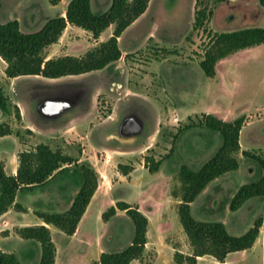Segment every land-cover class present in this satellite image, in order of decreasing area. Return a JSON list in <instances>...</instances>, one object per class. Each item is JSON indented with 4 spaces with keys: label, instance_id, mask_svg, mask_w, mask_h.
I'll list each match as a JSON object with an SVG mask.
<instances>
[{
    "label": "rangeland",
    "instance_id": "1",
    "mask_svg": "<svg viewBox=\"0 0 264 264\" xmlns=\"http://www.w3.org/2000/svg\"><path fill=\"white\" fill-rule=\"evenodd\" d=\"M31 2L39 3L38 15L24 14ZM110 2L93 0V11H106ZM63 7L53 6L49 0H0V22L17 20L23 32H33L56 17ZM196 9L205 10L207 15L201 25H195ZM244 27H264V5L260 0H150L146 12L120 37V49L129 51L122 58L100 71L65 77L49 85L29 77L20 79L14 97L26 106L24 122L21 115L19 120L15 117L18 107L10 103L0 82L7 104L12 106L14 123L34 125L36 137L29 129L16 134L23 149L45 141L66 154L84 151L87 159L77 164H88L98 174L97 190L77 236L72 240L59 229L49 227L58 264H90L101 247L119 248L131 242L134 226L130 217L117 210L118 214L107 221L101 218L118 200L135 202L149 219L147 264L156 249L164 262L171 259L173 248L187 250L176 211L181 195L178 169L182 164L198 167L220 141L217 133L198 126L185 127L204 114L225 121L244 117L240 150L236 153L239 166L211 181L191 203V213L199 220L223 222L231 235L244 234L256 218L262 217L254 245L230 253L226 264H264V196L248 199L238 210L229 209L238 188L261 173L252 155L264 159V43L221 59L214 77H207L199 66L210 37ZM110 30H105L104 41ZM91 41L83 31L65 32L63 50L80 53L86 48V52ZM56 52L52 48L45 54ZM37 86V99L43 95L57 99L65 94L79 96L83 104L76 112H69L74 108L71 104L45 117L33 112L27 102L26 87ZM43 90L49 91L39 94ZM79 111L84 112V119L74 118ZM2 123L10 126L7 121ZM46 123L50 126L47 131L42 130ZM178 129L182 131L172 145ZM146 158L161 160L156 172H149ZM10 163L16 165L15 161ZM120 164L130 168L128 175L120 172ZM63 168L45 185L18 193L17 201L28 208L27 213L12 211L0 219V246L14 252L24 263L38 261L41 249L37 242L20 238L17 226L35 223L36 210H66L79 188L75 165ZM156 264H162V260ZM200 264L220 262L204 257Z\"/></svg>",
    "mask_w": 264,
    "mask_h": 264
},
{
    "label": "trees",
    "instance_id": "2",
    "mask_svg": "<svg viewBox=\"0 0 264 264\" xmlns=\"http://www.w3.org/2000/svg\"><path fill=\"white\" fill-rule=\"evenodd\" d=\"M49 1L55 5L60 0ZM149 2L150 0H111L106 11L97 13L92 10L91 0H70L65 16L49 18L40 29L33 32H23L17 20L0 22V58L6 63L4 72L7 77L39 75L56 79L103 69L121 57L119 37L146 11ZM260 4L264 5V0H260ZM211 14L212 12H209L208 15ZM206 16L205 10L196 9L195 25H201ZM68 23L89 31L94 39H98L110 25H113V31L107 40L99 42L82 55L67 54L46 59L45 49L58 41ZM263 43L264 27H244L218 32L209 38L199 66L207 77H214L216 64L221 59L236 51ZM15 109V117L19 120L20 113L18 108ZM0 110L4 113L8 112L7 97L1 88ZM243 123V116L225 121L212 114H204L197 122L185 126L186 128L198 126L217 133L220 141L209 158L201 162L198 167L182 164L178 169L181 195L177 205V215L192 248L190 255H184L177 250L174 252L173 259L178 264H198L197 257L204 255L223 263L228 254L250 249L259 235L262 217L256 218L244 234L231 235L223 222L199 220L191 213V203L211 181L238 169L236 153L240 150L239 135ZM180 131L182 129H178L173 135L172 145ZM11 133L8 124L0 123V137ZM243 153L247 155V152ZM252 157L258 162L261 173L256 180L238 188L229 202L231 211L238 210L252 197L264 196V159L256 155ZM76 161L61 150H54L43 143L17 154L15 174H7L4 162L0 160V216L11 207L16 211H25V208L15 201L19 192L33 191L34 188L45 185L60 175L65 165L74 164L76 167L79 188L69 207L62 212L36 210L34 214L44 224L16 228L20 238L35 241L40 245L41 253L36 264L55 263L56 246L50 229L45 224L54 226L66 235H73L97 189V172L88 164L78 165ZM146 163L149 172L154 173L158 170L161 160L146 158ZM118 167L123 175L129 174L130 168L121 164ZM117 210L124 211L133 222L134 234L131 242L121 250L101 252L99 258L91 264H131L133 260L143 259L148 218L137 207L123 200L116 201L101 214V218L107 221L116 214ZM0 264L27 263H24L14 252H4L0 249Z\"/></svg>",
    "mask_w": 264,
    "mask_h": 264
},
{
    "label": "crops",
    "instance_id": "3",
    "mask_svg": "<svg viewBox=\"0 0 264 264\" xmlns=\"http://www.w3.org/2000/svg\"><path fill=\"white\" fill-rule=\"evenodd\" d=\"M69 1L70 0H66L64 2V4H63V0H60L59 3H57L55 5L52 4L53 6H58V5H63L64 6L63 9L60 10V13L57 16H60V15L65 16V10H66V7H67V4H68ZM195 1L196 0H194V3H195ZM38 6H39V3L38 2H31L24 9V14L25 13H28L29 15H38L39 14V10L37 9ZM91 7H92V10H93V0H91ZM148 7H149V4H148ZM148 7H147V9H148ZM138 19H136L133 23H135ZM112 27H113V25H110L108 28L105 29V30L111 29L110 30V33H109V36L111 35V33L113 31V28ZM105 30L101 33V35L99 36L98 39H94V38H92V34L89 31H86V30H84V29H82L80 27H77L75 25H71V24L68 23L66 25V28L62 32V35L58 39V41L56 43H53V44L49 45L45 49V51H47V50H51L52 48L53 49L55 48V49H57L58 52H56L54 54H51V53L50 54L49 53L46 54V59H48V58H54V57H58V56H63V55H67V54L68 55L78 56V55H82V54L85 53V49L86 48L84 49V52L82 51L80 53H71V52L66 51L65 49L63 50V48H65V45H64V43H65L64 42L65 32H68V33H79V31H83V33L87 34V36L92 39L90 45H91V47H93V46L97 45L99 42L104 41L103 34H104ZM120 37H119L118 40H120ZM121 52H122V55H121L120 58H122L129 51L121 50ZM5 67H6V63L0 58V82L2 84V89L5 92V95L8 96L9 99L11 100L10 103H13L12 105H16L18 107V109L20 111L19 113L21 115L22 122L25 121L26 106H24L23 102H21L20 99L14 97L16 95V93H15L16 92L15 91V87L18 86L17 84L19 83L20 79L29 77V78L37 79V81H43L44 84L49 85V83H51V81H60V79H64L65 77L79 76V75H70V76H64V77H60V78H56V79H48V78H44V77L39 76V75H35V76H33V75H27V76L7 77L6 74H5V72H4ZM100 70H102V69H100ZM100 70H96V71H100ZM91 72H95V71H91ZM91 72H88V73H91ZM84 74H86V73H84ZM80 75H82V74H80ZM36 89H38V86L35 87V88H33V87H31V88L30 87H26V91H28V95H29V99H28L27 102H28V105L30 106V108L33 110V112L36 113V111H37V112L43 114L45 117L51 116L53 113H57L58 110H60L62 108H66L67 106H69L71 104L74 106V108L73 109H70L69 112L70 113L71 112H76V111H78V109L81 108V106L83 104L82 101H81V98L79 96L77 98V97H71V96L65 95V94H61L62 96L61 97L59 96V98H57V99H53L52 97L47 96V95H43L41 99H37L35 96H38L37 95L38 92H37L36 95L34 94V92H36ZM47 91H49V90H43L41 93L39 92V94H47ZM30 94L32 96H30ZM11 108H12L11 104L10 105L8 104V112L4 113V112H2L0 110V123H2L3 121L4 122L7 121V123L10 124V128L12 129V133L11 134L4 135V136L0 137V160L4 162V164H5V167L4 168H5V171H6L7 174H15L16 173V169H17V154L20 151L32 149L33 147H35L39 143L47 144L45 141L35 142V143L32 144V147H30L29 149H26V148L23 149L22 148V145H21V142L19 140L20 139V136H17L16 135L17 132H19L20 135H21V132H22L23 129H29L30 131H32L33 136L36 137L37 134H36V132H35V130L33 128L34 125L32 123H25L23 125L17 126L14 123V121H13V115L14 114L12 113ZM83 116H84V112L83 111H79V113H76V115H75L74 118L75 119L77 118V120H78L79 118L81 119V117H83ZM6 117H8L10 119V121H9V119L8 120H5ZM84 118L85 117H83V119ZM116 125L118 126V124H116ZM116 125H114L113 127L114 128L117 127ZM43 126L44 127L42 128V130H46L47 131V129L50 128V126L47 123L45 125H43ZM109 134L111 135L113 133H109ZM83 153H84V151H82V153H80L78 155H74V154H71V153H68V155L71 156L72 158L76 159L77 160L76 162L79 163L80 161H82L84 159H87V158L83 157ZM13 161L16 162V165L15 164H12V163L9 164V162H13ZM9 169H10V171H9ZM94 195H95V193H94ZM94 195H93V197H94ZM17 196H18V194L16 195L15 201L16 202H19V201H17ZM93 197H92V199H93ZM92 199H91L89 205L87 206L86 211L83 214L80 222L78 223V226L76 228V231L74 232L73 235H70V236L68 235V237L70 239L73 240L77 236V233L79 232V225H80L81 221L83 220V218L85 217V214H86V212H87V210H88V208H89V206H90V204L92 202ZM123 201H125V200H123ZM125 202H127V201H125ZM19 203L25 208V211L24 212L16 211V210H14L11 207L10 209H8V211H6L5 213H3L0 216V219L1 218H4L5 216H8L12 211L13 212H16V213H19V214H22V215L25 214V213H27V211H28L27 209L28 208L24 204H22L21 202H19ZM127 203L130 204V205H132L133 207H136V203L135 202H127ZM137 208L140 210L139 207H137ZM121 212L125 213L124 211H121ZM117 214L118 213L116 212L115 215H117ZM18 217L20 218L21 221L23 220V218L21 216H18ZM36 218H37V221L35 223H33L32 225L44 224V222L40 218H38L37 216H36ZM45 225L48 228L50 226H52V225H48V224H45ZM23 226H28V225L27 224H23ZM17 227H22V226L18 225ZM148 228H149V219H148V227H147V233H146L147 242L145 244L143 259H142V261L133 260L131 262V264H147L146 263L147 254L149 253L148 252ZM6 229L8 230L9 228H6ZM185 237H186V235H185ZM126 246L119 247V248H111V249H106L104 247H101V249L98 250V253L96 254L95 259H92L90 261V264H91L92 261L97 260L99 258V255H100L101 252H103V251H107V252L118 251V250L123 249ZM186 247H187V250L185 252L183 250L178 249V248H173V249H174V252L177 250V251L183 253L184 255H190L192 253V248L189 245V242H188L187 237H186ZM0 249L2 251H4V252H8V251L3 250V248L1 246H0ZM155 251H156V253L154 254L153 259H150L148 261V264H156L158 262V260H162V264H178L173 259L174 252H171V259L168 262H164L163 259H162V256H161L160 252H158V249H156ZM229 255L230 254L227 255V257L225 259V262H223V263L220 262V264H226L228 262ZM204 257H211V256L204 255V256L197 257V263L200 264V259H202ZM37 262L38 261H36L33 264H36ZM54 264H58L57 250H56V256H55V263Z\"/></svg>",
    "mask_w": 264,
    "mask_h": 264
}]
</instances>
